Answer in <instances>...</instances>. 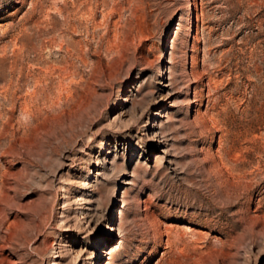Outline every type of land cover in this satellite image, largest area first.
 I'll use <instances>...</instances> for the list:
<instances>
[{"label": "rangeland", "instance_id": "1", "mask_svg": "<svg viewBox=\"0 0 264 264\" xmlns=\"http://www.w3.org/2000/svg\"><path fill=\"white\" fill-rule=\"evenodd\" d=\"M0 264H264V0H0Z\"/></svg>", "mask_w": 264, "mask_h": 264}]
</instances>
